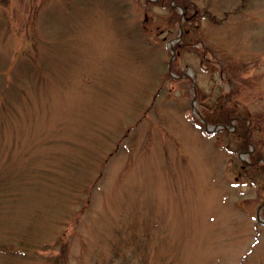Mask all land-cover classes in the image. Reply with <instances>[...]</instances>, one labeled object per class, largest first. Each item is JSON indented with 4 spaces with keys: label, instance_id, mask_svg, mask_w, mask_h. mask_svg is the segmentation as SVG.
I'll list each match as a JSON object with an SVG mask.
<instances>
[{
    "label": "rangeland",
    "instance_id": "obj_1",
    "mask_svg": "<svg viewBox=\"0 0 264 264\" xmlns=\"http://www.w3.org/2000/svg\"><path fill=\"white\" fill-rule=\"evenodd\" d=\"M180 1L0 0V264H264V0Z\"/></svg>",
    "mask_w": 264,
    "mask_h": 264
},
{
    "label": "trees",
    "instance_id": "obj_2",
    "mask_svg": "<svg viewBox=\"0 0 264 264\" xmlns=\"http://www.w3.org/2000/svg\"><path fill=\"white\" fill-rule=\"evenodd\" d=\"M160 4L162 6L168 7L171 9V11L176 12L178 11V7L173 6L172 4V0H159ZM175 2L177 4H184L183 2H181L180 0H175ZM246 1L243 0L242 5L245 3ZM147 5H150L147 2ZM187 8V7H186ZM197 16H201L204 18H209V19H216L218 21H221L222 19H217L216 18V14H213L212 11L208 8H204L202 11H198V12H194V13H187L185 17V19H192L195 18ZM226 16V15H225ZM224 16V17H225ZM181 19V17L179 18ZM184 19V20H185ZM184 20H182V25L184 23ZM187 21V20H186ZM188 28L183 29V36L186 35L188 33ZM183 39V38H182ZM181 39V41H182ZM190 44L189 42H187V40H183L181 45H176L175 49H176V55L178 54L179 50L182 49L183 46ZM205 59V58H204ZM207 59V58H206ZM173 66V65H172ZM222 69V67H221ZM167 76H170V74H167ZM172 76V75H171ZM182 76V73L180 72L178 74V77ZM166 78V77H165ZM229 82L232 81V77L230 75H227L226 78ZM205 94L203 93V91L201 90V88L197 89V102L200 105V110L202 112V114L204 115V117L206 118V120L210 123H217V124H225V125H230L231 124V120L234 118L236 119V132H238V127L240 126L241 121H249V119H246V116L244 114H240L237 111H235L234 108L228 106V100L231 98V91H225V92H220L217 99H216V103L215 104H209L207 102V100H205ZM194 120L196 123L200 122V118L194 113ZM253 122V120H252ZM248 124V123H247ZM222 130L226 131V132H230L228 128L226 127H222ZM251 132V127L249 126L247 128V130H245L242 134L241 132L239 134L242 135V150L243 151H248L250 149L249 146V135ZM250 161H242V168L247 169L248 167H264V163L260 162V158H256L255 154H254V150H251L250 152ZM118 253H120L119 251H117V255ZM120 255L123 257V254L120 253ZM124 258V257H123Z\"/></svg>",
    "mask_w": 264,
    "mask_h": 264
},
{
    "label": "water",
    "instance_id": "obj_3",
    "mask_svg": "<svg viewBox=\"0 0 264 264\" xmlns=\"http://www.w3.org/2000/svg\"><path fill=\"white\" fill-rule=\"evenodd\" d=\"M173 4H174V3H173ZM177 6L180 8V10L182 11V13H184V11H183V7H182L181 5H177ZM181 35H182V29H180V35H179V37H181ZM171 50H172V57H171V59H170V65H169V69H170V71L172 70V61H173V58H174V56H175L174 43L171 45ZM172 74H174V73H172ZM185 75H188V76H190V77L193 79V86H194V90L196 91L197 85H196V82H195L194 78L192 77L191 72H190V73H185ZM192 106H193V110H194V112H195V113L201 118V120L204 122V124H205V129H206L207 131H213V130L218 129V128L221 127V126H227V125H216V126H214V125H211L210 123H208V121H206V119L204 118V116H203L202 113L200 112L199 108L196 106V95H195L194 98H193ZM227 127H228V126H227ZM245 154H246V152H245ZM262 206H263V204H261L260 207H259L258 219H259L261 222H264V219H263V218L261 217V215H260V210H261Z\"/></svg>",
    "mask_w": 264,
    "mask_h": 264
}]
</instances>
